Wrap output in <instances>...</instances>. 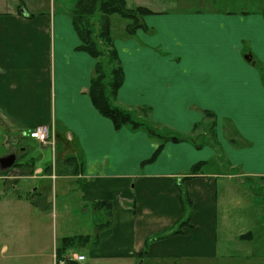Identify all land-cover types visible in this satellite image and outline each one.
Returning a JSON list of instances; mask_svg holds the SVG:
<instances>
[{"label": "crops", "instance_id": "obj_1", "mask_svg": "<svg viewBox=\"0 0 264 264\" xmlns=\"http://www.w3.org/2000/svg\"><path fill=\"white\" fill-rule=\"evenodd\" d=\"M135 4L152 14L142 19L146 30L113 42L124 75L115 104L128 110L147 107L156 125L195 141L167 142L148 163L158 144L142 130L116 131L91 104L87 91L95 61L77 49L72 8L29 10L23 0L0 8V138L6 150L19 157L26 150L19 153L17 141L29 138L39 126L49 128L50 142L65 138L76 161L74 177L87 182L80 183V194L85 192L92 210L109 221L97 243L88 247L93 262L213 260L219 250L220 180H236L238 165L251 170L248 174L263 176L264 164L248 167L251 151L239 155L235 131L224 137L218 129L209 143L208 133L198 131V125L213 120L216 111L220 117L215 122L225 117L236 129V111L255 107L258 89L264 99L255 69L257 63L264 67V11L175 12L178 4L159 9L148 6V0ZM246 55L254 66L244 60ZM207 112H213L211 119ZM254 117L264 120L261 114ZM58 125L63 135L56 131ZM19 157L10 169H0V181L16 192L0 198V264H56L60 244L43 238L47 232L41 233L43 206L36 189L24 196L16 188L22 181L65 179L64 173L49 176L42 168L19 162ZM198 163L203 164L199 174L190 175ZM180 188L191 202L187 225L180 234L152 240L185 220Z\"/></svg>", "mask_w": 264, "mask_h": 264}, {"label": "rangeland", "instance_id": "obj_2", "mask_svg": "<svg viewBox=\"0 0 264 264\" xmlns=\"http://www.w3.org/2000/svg\"><path fill=\"white\" fill-rule=\"evenodd\" d=\"M15 1L19 2V0ZM138 1L140 0H127V6L133 8ZM148 1L150 4L148 6L158 9L168 5L173 6L174 4H178L175 12H192L198 9L205 10V12H210V10L222 12L226 10L230 12L248 11L260 13L264 11V0ZM23 2L29 10L34 9V7H43L44 10H47L49 6L59 7L61 5L67 9L72 8L75 0H23ZM13 4L14 0H0V8L2 6L12 7ZM22 8L24 7H20V10H24ZM171 9L172 11L174 10L173 7ZM110 22L112 23V36L114 38H121L124 35L123 32L128 22L118 16H111ZM255 69L260 75V85L264 92V67L260 63H257ZM249 92L253 91L250 90ZM257 92V97L261 101L258 100V104L255 107L251 106L249 109L246 106L240 109V111H236V115L240 118L238 128L235 129L234 123L225 117H221L220 122H215V119L220 117L218 115L220 112L215 111V118L213 120L204 119L201 121L198 125V131L204 130L209 134L212 122L213 134L217 133L218 129H220L222 135L225 137L226 135H232L233 131H235L237 152L242 157V154L246 150L251 151L250 159L247 163L248 167L255 166L258 168L264 164L261 161L264 159V156L260 155L264 153V120L253 119H256L254 114H261L264 119V101H262L264 99L261 97L263 95L259 89ZM56 131L62 133L59 125ZM56 138L55 140L53 139V148L51 146L52 143L48 147L40 148L35 141L29 138L17 141L15 149L18 152L21 149L26 150L24 154L22 153L23 155L19 152L20 157L17 152L14 153V151L6 150V147L3 145L4 142L0 138V156L3 155L5 157L14 154L16 157H19V162L31 164L33 168H42L45 174L48 173L49 176L56 174L61 177L62 175L59 174L64 173L65 179L54 181L51 178H40L34 181H22L19 182L16 188L17 193L23 194L24 196L34 194V189H36L38 203L43 206V216L41 222H39L40 227H42L41 233L47 232L43 235V238L50 242L55 241L58 245L60 244V239L63 237L93 236L95 226L104 223L106 219L105 215L95 213L92 210L91 204L84 200L83 196L85 192L80 194L82 188L80 183L84 185L87 182L85 179L77 181L74 177L73 171L76 166L74 165L76 161L74 162L72 156L73 150L66 144L64 137L58 136ZM64 161H67V163ZM240 161L243 162L242 159ZM49 167L53 170L47 171L46 168ZM244 169L246 168H243L241 165L236 166V180H220L219 182L217 207L219 250L217 258L190 262L189 264H264V179H261L264 175L259 176L256 173L257 176L248 174L251 170H247V172ZM211 170L216 171L214 164L211 165ZM24 172L31 173L29 170H24ZM237 175H241V178H238ZM11 190L10 187L8 188L6 184L0 181V198L16 193ZM86 194H88V191ZM89 245L84 247L75 245L69 249L65 253V258L69 259V264L73 254L82 255L85 258V261L77 262L78 264H105L103 261L93 262L90 259L88 252ZM71 264L75 263L71 262ZM117 264L125 263L120 262ZM176 264L187 263L177 262Z\"/></svg>", "mask_w": 264, "mask_h": 264}, {"label": "trees", "instance_id": "obj_3", "mask_svg": "<svg viewBox=\"0 0 264 264\" xmlns=\"http://www.w3.org/2000/svg\"><path fill=\"white\" fill-rule=\"evenodd\" d=\"M150 14L152 12L144 6L129 8L127 0H76L70 14L73 29L80 41L78 51L85 53L95 61L87 91L92 106L102 117L111 122L116 131L122 128L142 130L152 141L158 144L153 155L147 161L148 163L155 161L167 142L178 143L191 138L195 141V137L172 133L168 129L156 125L150 120V109L147 107L128 110L115 104L117 91L122 86L124 75L113 43L118 37L114 38L112 36L110 17L118 16L128 22L123 32L124 35L121 36V38H128L132 37L139 29L146 30L142 19ZM205 116L211 119L212 113L207 112ZM209 131L210 135H208L211 143V139L214 138L213 122ZM202 166V163L193 166L190 175L199 174ZM261 179H264V177H261ZM179 191L185 220L174 229L165 230L154 235L151 238L152 240H160L180 234L181 228L187 225L186 220L189 219L191 202L183 189L180 188ZM108 225L109 221L96 225L93 236L61 239L60 245L56 248L57 259H63L64 254L75 245L83 247L89 244L95 245L99 233ZM149 240L145 241V246Z\"/></svg>", "mask_w": 264, "mask_h": 264}, {"label": "built area", "instance_id": "obj_4", "mask_svg": "<svg viewBox=\"0 0 264 264\" xmlns=\"http://www.w3.org/2000/svg\"><path fill=\"white\" fill-rule=\"evenodd\" d=\"M49 131L45 126H40L30 132L29 137L36 140L40 145L45 146L48 142ZM76 261H82V256L73 255L72 257ZM59 264H64V261H60Z\"/></svg>", "mask_w": 264, "mask_h": 264}, {"label": "water", "instance_id": "obj_5", "mask_svg": "<svg viewBox=\"0 0 264 264\" xmlns=\"http://www.w3.org/2000/svg\"><path fill=\"white\" fill-rule=\"evenodd\" d=\"M251 59H252L251 55L244 56V60L248 63H251V65L254 66L255 63L251 61ZM15 161H16V156L14 154H10L3 158H0V169L1 170L10 169L14 165Z\"/></svg>", "mask_w": 264, "mask_h": 264}]
</instances>
